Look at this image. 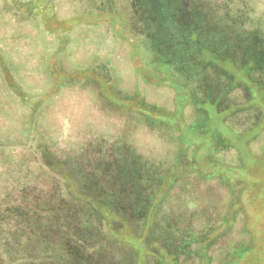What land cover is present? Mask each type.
I'll return each mask as SVG.
<instances>
[{"label":"trees","instance_id":"obj_1","mask_svg":"<svg viewBox=\"0 0 264 264\" xmlns=\"http://www.w3.org/2000/svg\"><path fill=\"white\" fill-rule=\"evenodd\" d=\"M126 1L131 2L128 8L122 6L123 0H13L9 8L0 6V13L8 11L11 6L13 9L25 6L34 10L42 7L40 13L44 23L46 16L55 22L56 11L65 10L72 18L82 14L102 17L106 25L120 27L118 30L112 26L111 34L106 36L98 29L103 25L96 24L99 27L90 31L76 24L62 33L59 44L55 42L51 49L48 48L45 53L42 51L41 59L44 60L41 64L33 65L32 69L26 68L31 76L19 77L17 69L35 62L37 51L27 48L24 52L21 43L16 41L15 33L0 34V69L7 71L11 82L15 81L19 88L17 97L22 100L20 103L17 101V110H13L17 116H22L21 128L16 133L18 136L13 135L14 140L0 136V143L8 146L16 141L33 152L28 154L30 161H40L38 173L31 175L28 182L25 169L15 164L16 154H5L4 158H0L1 167L4 164L10 170L12 166L17 173V181L13 179L14 170L4 173L0 184V204L6 201V208L0 210L5 212L3 220H0V261L3 264H140L139 248L120 241H124L119 237L122 229H129L146 247L143 264H213L216 261L211 251L216 237L230 230L234 218H229L228 213L218 214L224 225L220 227L219 222L211 220L210 213L212 206L214 208L217 204L201 203L192 183L177 185L176 177L172 178L167 189L160 191L174 164L169 162L175 158L178 160L177 156L185 150L179 135L169 134L163 123L158 127L150 114L143 115L142 119L152 131L150 140L158 141V151L152 162L157 165L156 169L143 161L146 158L143 154H134L136 149L144 151L147 148L137 142L134 153L124 147L96 151L91 146L93 142L99 143L101 135L97 136L96 132L91 133L90 144H87L89 149L82 154L73 153L76 141L71 135L54 133L46 110L55 103V99L61 104L65 91H59L54 95L55 99L46 103V88L38 86L39 83L34 86L29 81L32 75L46 78L54 74L48 65L50 56L66 60L74 72L90 70L87 62L77 59L87 54L92 61L99 62L96 68L100 72L108 78L114 72L117 80L123 81L124 77L117 72L110 55L119 38L118 33L122 32L130 39V43L127 42L130 46L136 42L135 55H139L146 67L163 69L187 95L188 91L194 93L196 89L200 98L207 95L203 92L207 90L206 101L219 108L226 107L229 91L243 83L226 71L227 63L243 70L250 83L255 82L264 90V0H176L175 14L169 9L172 0H164V3L157 0L156 7L151 0ZM70 6L72 8H68ZM127 10L130 12L127 13ZM163 22L165 27L172 26L178 40L166 36ZM43 31L39 30L38 36H35L39 42L44 41ZM41 35L42 38H39ZM121 40L128 41L125 38ZM8 44H12L13 48ZM46 47L43 44L38 49ZM53 47L57 48L54 50ZM85 47L91 50L86 51ZM131 48L134 49L133 46ZM13 55L20 58V65L14 66L9 61L14 59ZM44 61L47 64L43 67ZM23 85L34 90L24 89ZM109 85L111 90L120 92V96L117 95L119 99L128 101L125 106L120 104L121 101H117L119 105H112L120 110L125 107L128 111L126 119L135 116L137 110L130 107L133 96L121 90L117 82L113 84L112 81ZM141 100V106L153 109ZM18 105H27L30 111L20 110ZM0 118L13 124V114L3 112L2 108ZM127 124L129 133L135 136L139 132L138 125H129L128 121ZM107 133L113 131L108 130ZM77 135V132L72 134L73 137ZM57 137L62 138L67 151L55 149L61 143ZM124 154H128L127 158ZM24 156L23 160H27ZM11 158L14 165L8 162ZM135 160L138 164L133 167ZM113 165L116 170L112 169ZM10 186L15 189L12 195L7 193ZM172 186L176 188L169 192ZM161 210L168 214L166 223L173 224L176 237L159 234L156 223L152 224ZM92 217L102 223L99 228L92 230L90 227L89 219ZM106 220L112 226L113 235L106 228ZM227 249L230 250L227 259L221 264H238L252 251V245L238 243ZM119 251H123L124 256L116 258ZM125 256L128 257L127 263Z\"/></svg>","mask_w":264,"mask_h":264},{"label":"rangeland","instance_id":"obj_2","mask_svg":"<svg viewBox=\"0 0 264 264\" xmlns=\"http://www.w3.org/2000/svg\"><path fill=\"white\" fill-rule=\"evenodd\" d=\"M11 1L13 0H0V6L9 8ZM25 1L22 0V2ZM160 1L164 3L168 0ZM151 2L154 7L158 5L157 0H151ZM175 2L177 3L176 0H172L169 6L170 11L174 14L176 13ZM17 4L20 5V3ZM123 4L125 5L121 4L123 7L128 8L131 2L123 0ZM145 6H148V4ZM129 10H127V13L130 12ZM40 11H42V7L34 10L25 6L21 9H13L11 6L8 11L2 10L0 13V34L15 33L16 41L21 43L24 52H26L27 48H35L37 51V56L34 58L36 61L30 62L28 67L17 69V77L31 76V72L26 68L32 69L33 65L41 64V61L44 60L41 59L43 56L42 51L45 53V50H48L50 46H54L55 42L58 43L62 33L68 28H74L76 24L90 31H94L96 27H99L96 24L103 25L102 28H98L99 31L104 32L106 36L109 33L111 34L110 29L113 25H106L105 21H103L105 18L102 17L99 19L93 16H82V14L72 18V15L67 14V11L57 10L56 21L53 22L50 16H46L47 21L44 23L41 17L42 12L40 13ZM163 25L164 27L166 26L165 22H163ZM113 27L116 29L120 28L117 25ZM39 30H44L45 34V36H39V38L44 37L42 42H39L38 38L36 40L35 37L36 35L38 36ZM165 34L178 40L172 26L165 27ZM118 36L119 38L113 50L112 47L110 48L112 50L110 55L117 72L124 77L121 82V79L117 80L114 72L110 74L112 79L109 80L110 78L105 73L100 72L96 68L99 62L95 63V61H92L88 54L84 57L85 54L83 55L82 52L81 55L84 58L77 57V59L81 62H87L90 70L74 72L66 60L50 56L48 65L53 69L54 74L51 77L46 76V78L35 75L30 77L29 82L31 84L37 86L39 83L38 86L46 88V103L49 99H55V94L59 91H65L63 92L64 99L61 104H58L59 100L55 99V103L53 105L50 104L46 109L49 112L48 119L54 133L59 132V134L71 135L76 141L77 146L73 152L76 154H82L89 149L90 145L87 144H90L91 140L89 139L92 132H96L97 136L98 134L101 135L98 138L99 143L93 142L94 145H91L96 151H103V148L105 150L108 147H124L125 149L129 148L132 151L131 153H134L133 151L136 149L134 145L137 142L147 148L144 151L136 149L137 151L134 154H143V157H146L143 158V161L151 164V167L156 169L157 165L152 162L155 161V154L158 151L156 147L158 141L150 140L152 131L150 127L148 128L146 121L142 119L143 115L150 114V116L154 117L153 120L157 125L162 123L165 125V128H163L168 130L169 134L179 135L181 145L185 147L183 154L177 156L178 160L175 158L174 161L169 162L174 164L170 167L168 171L170 173H167L168 176L163 187H160V191L167 189L172 178L176 177V181L179 182L176 183L177 185H183L185 182L192 183L194 191L199 194V199L201 198V203L206 201L207 204H217L214 208L212 206L210 213L212 216L211 220H216L215 223L219 222L218 225L220 227L223 228L224 225L222 226L218 214L228 213L229 218H234L230 230L224 234H218V237H216L213 250H211L216 256V261L213 264H221L226 260L228 251H230L227 248L235 247L238 243L252 245V251L245 256L244 260H240L238 264H264V98H262L264 90L257 87L255 82V84L250 83L247 80L248 76L243 70L227 63L225 65L226 71L232 74L237 81L243 83H239L229 91L227 106L219 108V106L205 100L208 96L207 90L206 92L203 90L207 95H202L200 98L196 89L194 93L188 91L189 95H187L178 86L179 84L172 81L168 74L164 73L163 69H161L162 72L159 69L146 67L139 55H135L137 51L136 42L131 45L134 47L133 49L128 44L130 39L125 33L120 32ZM120 38H125L128 41H122ZM43 44L48 47L39 50L38 46ZM7 46L11 49L13 48L12 44ZM14 46H16L15 43ZM56 48L53 47L52 49L55 50ZM84 49L86 51L91 50L90 47H85ZM83 52L85 53V51ZM12 57L14 59H9V61L14 66L21 64L20 58L14 55ZM214 58L221 61L215 56ZM45 64H47L46 61L43 62V67ZM114 76L115 80L113 79ZM101 80L105 82L103 83ZM112 81L113 84L117 82L121 90L127 91L134 98L130 107L135 108L137 114L130 117L131 120L129 117L126 119L128 111L125 107L121 110L116 108V105H119L117 101H121L120 104L124 106L128 101L119 99L117 95L120 92L111 90L109 84ZM23 87L24 89L34 90L24 85ZM18 93L19 88L17 89L15 81L11 82L7 76V71L0 69V109L2 108L5 113L11 112L14 116L13 124L0 118V136L12 140H14L13 135H17L16 133L21 128L22 116L18 115V117L17 113L13 111L17 110V101L19 103L22 102L17 97ZM195 94L198 95V98ZM141 99L144 100L146 105L152 106L153 109L150 110L141 106ZM18 108L30 111L27 105H18ZM127 121L129 125H138L139 132H134L135 136L132 132L129 133L130 129L126 126L128 125ZM77 128L78 130H76ZM108 130L113 131V133L108 134ZM74 132L78 134L75 137L72 136ZM136 137L138 140H136ZM61 139L57 137V140L61 143L57 145L56 150L65 149ZM148 141L152 142L153 145L150 142L145 144ZM5 154H16L18 156L15 164L25 169L28 182L31 180V175L38 173L39 169L37 166H40V161L37 159L30 161L28 154H33V152L28 151L24 145H19L16 141L8 146L0 143V158H4ZM95 154L99 153L96 152ZM145 154L154 155L147 157ZM124 155L127 158L128 154ZM23 156L28 161L26 159L23 160ZM9 161L11 163L14 162L12 158ZM136 163L137 161L135 160L133 167L136 166ZM5 167L4 164L2 167L0 165V171H2L0 184L5 176L4 173L7 174V172H12L15 169L12 166L10 170ZM112 167L113 170L117 169L115 165ZM142 173L143 171H141ZM13 179L17 181L15 170ZM175 188V186H172L168 191L172 192ZM14 192L15 189L10 186L7 193L12 195ZM5 203L6 201L0 204V210L4 207L6 208ZM10 205L13 204L11 203ZM4 216L5 212H0V220H3ZM168 220V214L166 212L163 213V210H161L158 218L152 221V224L156 223V231L159 234L176 237V233L173 231V224L166 223ZM89 221L91 222L90 227L92 230L96 227L99 228L102 224L94 217L89 219ZM105 225L109 234L113 235L112 226L108 220H106ZM119 237L124 240L119 239L121 242L139 248L140 264H143L146 247L142 241L135 238L129 229L120 230ZM123 256V251H119L116 258ZM127 258L125 256L126 263ZM0 264H3V261H0Z\"/></svg>","mask_w":264,"mask_h":264}]
</instances>
